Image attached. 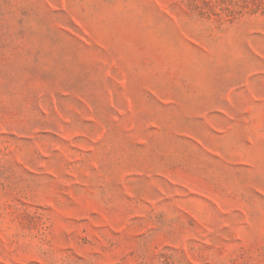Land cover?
Instances as JSON below:
<instances>
[{
    "label": "rangeland",
    "instance_id": "obj_1",
    "mask_svg": "<svg viewBox=\"0 0 264 264\" xmlns=\"http://www.w3.org/2000/svg\"><path fill=\"white\" fill-rule=\"evenodd\" d=\"M0 264H264V0H0Z\"/></svg>",
    "mask_w": 264,
    "mask_h": 264
}]
</instances>
